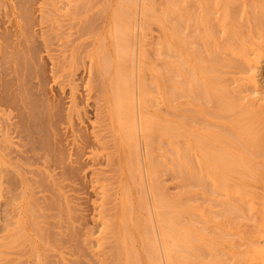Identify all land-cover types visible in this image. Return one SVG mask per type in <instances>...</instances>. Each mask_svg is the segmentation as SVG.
<instances>
[{
	"label": "bare ground",
	"instance_id": "1",
	"mask_svg": "<svg viewBox=\"0 0 264 264\" xmlns=\"http://www.w3.org/2000/svg\"><path fill=\"white\" fill-rule=\"evenodd\" d=\"M90 1L92 6H79L80 0H0V202L11 204L9 221L0 228V264H227L224 246L236 247L227 239L232 230L222 237L228 221H217L225 204L211 212L214 217L203 212L202 227L195 228L181 223L191 194L176 192L179 198L172 201L167 190L206 181L214 202L231 204L236 217L244 218L248 208L255 212L248 216L264 217L255 200V192L264 191V103L257 113L254 106L263 99L252 105L243 95L259 93L251 72L263 57L264 0H255L259 5L252 9L220 1L216 70L203 67L202 20L209 18L202 6L199 16L196 6L162 11L169 21L159 16L163 43L155 58L159 68L152 69L155 101L145 85L149 59L143 46L148 21L155 19L154 0H124L121 9L118 0ZM117 49L130 63L128 87L126 78L121 81L125 73L117 74ZM85 54L95 59L94 71L84 65ZM84 73L93 96L81 93ZM206 96L213 103L209 115L201 106ZM153 150L172 157L163 158L165 166L163 160L155 166L154 158L153 166L146 157ZM155 167L167 170L166 183L180 182L158 188ZM260 223L255 241L262 244ZM235 257L232 264L243 263Z\"/></svg>",
	"mask_w": 264,
	"mask_h": 264
},
{
	"label": "rangeland",
	"instance_id": "2",
	"mask_svg": "<svg viewBox=\"0 0 264 264\" xmlns=\"http://www.w3.org/2000/svg\"><path fill=\"white\" fill-rule=\"evenodd\" d=\"M84 1V3H82L81 2V0H80V3H79V6H83V5H86V6H92V3H91V1L90 0H83ZM173 0H154L153 2H155V3H153V5L152 6H154L155 8H156V11L158 12V13H160V15H158V13L155 11V10H153L152 12H154V15H155V19H151V21L149 20L148 22V24H147V30L145 31L146 33H147V36H146V34H145V38H144V41H143V46L145 47V53H144V55H145V57L147 58V59H149L148 61H149V64H148V62H147V69H146V71L144 72V74H145V85H146V87L148 88V90H147V92H148V94L150 95V99L152 100V101H155V98H156V88H155V82L153 81V75H154V71H155V69L156 70H158V66L155 68V64H156V62H155V58H156V55L158 54V49H159V47H160V43H163V38H162V36H163V32H162V30H163V28H161V27H163L162 26V24L160 23V21H159V19H160V17L159 16H161V14H162V16H164L163 18L164 19H166L168 16L167 15H165V12H169V9H171V7L172 6H196L195 7V13H194V10H193V13L194 14H196L197 12V14H198V16H199V14H202L203 13V10L202 9H204V13L202 14V15H204L205 14V17L207 16L209 19H207V18H205V20L203 19L204 18V16H202L201 15V17H202V19L201 18H198L197 19V17H196V20H202L203 21V23L206 25H204L203 26V28H204V30L202 31V42H201V46H200V48H201V50H202V56H203V59L206 61V62H204L203 63V67L205 68V66H208V67H210V65H211V67H213V69L214 70H216V67H217V64H216V58H217V56H216V53H217V48H216V46H215V44H213V40L214 39H219L220 37V35H223L222 33H220L221 31H220V13H218L217 12V8L219 9V8H221V6H223L222 4H220V1L221 0H186V1H184V2H182V0H181V2H180V0H179V2H178V0H174L173 2H172ZM189 1V2H188ZM199 1V2H198ZM234 1V0H233ZM254 1V2H253ZM258 1V0H257ZM257 1H256V3H257ZM123 2H124V0H118V2H117V4L119 5V7H120V9L123 7V6H127V2H124V4L125 5H123ZM205 3V4H203V3ZM222 2H225V6H227V4H228V2L227 1H222ZM227 2V3H226ZM81 3H82V5H81ZM86 3V4H85ZM253 3L256 5V3H255V0H235L234 1V3L232 4L233 6H250V8L252 7V6H255V5H253ZM173 4V5H172ZM122 7H121V6ZM202 6V9L200 8V9H198L199 8V6ZM257 5H259V2L257 3ZM164 6V7H163ZM166 6H169V8L167 9L166 8ZM197 6H198V8H197ZM206 6V7H205ZM204 7V8H203ZM154 8V9H155ZM164 8V9H163ZM250 8H248V9H250ZM206 9V10H205ZM252 9V8H251ZM200 10H202V12H200ZM162 11H165L164 13H162ZM197 11V12H196ZM207 13H206V12ZM250 11V10H249ZM156 12V13H155ZM241 13V12H240ZM158 16H157V15ZM168 14V13H167ZM157 16V17H156ZM75 18V17H74ZM78 18V17H77ZM76 18V19H77ZM158 18V19H157ZM79 19H80V17H79ZM79 19H77V20H75L74 19V22L75 21H78ZM158 21H157V20ZM152 20H154L155 22H153ZM80 21V20H79ZM78 21V22H79ZM159 22V23H157V22ZM167 21H169V17L167 18ZM166 21V22H167ZM205 21V22H204ZM207 21H208V23H207ZM192 23H193V21H192ZM161 25V26H160ZM207 25H209V26H207ZM205 27H206V30H205ZM162 30H161V29ZM208 29H209V31L210 30H212V31H208ZM159 31H161V33L162 34H160L159 33ZM205 31H206V33H205ZM209 32V33H208ZM207 33H208V35H207ZM255 33L256 34H258V32H256L255 31ZM210 34H211V37H210ZM160 35H162V36H160ZM160 36V37H159ZM256 36V35H255ZM86 38V37H85ZM203 38H206V39H203ZM87 39H89V40H87ZM248 39H252V38H248ZM255 39V38H254ZM86 40L87 41H90V38H88V35H87V38H86ZM147 40V41H146ZM160 40V41H159ZM162 40V41H161ZM262 40H264V39H262ZM85 41V40H84ZM87 41H85L86 43H88ZM204 41V42H203ZM206 41V42H205ZM212 43H211V42ZM77 43H79V41H77L76 43H75V45H77ZM80 43H82V41H80ZM145 43V44H144ZM207 44V45H206ZM75 45H74V48L76 49V47H78V46H76L75 47ZM207 46H208V48H207ZM264 47V46H263ZM262 47V54L261 55H263V57L260 55H258V57H262L261 59L260 58H258L257 56H256V58H258V63L260 64V65H258L257 63L254 65V72H253V70H252V72H251V74H253L252 76H255L256 75V79H255V77H254V81H257V82H260V83H258L257 84V91L259 92V93H252L253 91L252 90H250L249 92L247 91V92H244V94L243 95H246V102H250L249 104H255V102L254 101H257L258 99H263V100H261V101H259L254 107L256 108L255 110H256V112L257 113H259L258 111L260 110L259 109V106L261 105V104H263L264 103V95H263V93H264V48ZM156 48H157V50H156ZM144 49V48H143ZM119 49H117V52L119 53V51H121L122 53L121 54H119V56L122 58H120L119 60H118V67H117V74L119 75H121V72H122V75H124V73H125V75H124V77H121V81L124 79V78H126L125 80H123L124 82H122V83H124V87L126 86L125 85V81L128 83V79H127V75L126 74H128V72L131 70L130 69V66H129V68H128V64H130L129 63V60L127 59V57H126V54H125V52H124V49H120L119 51H118ZM208 50V51H207ZM88 52V51H87ZM116 52V53H117ZM156 52V53H155ZM209 52V53H208ZM78 53V52H77ZM117 53V54H118ZM92 54V53H91ZM90 53L88 54V56H92ZM116 54V55H117ZM86 55V57H84V62H85V58H86V63L84 64V65H87V67L86 68H88L89 70H92V71H94V69H96L95 68V66L93 65V64H96V62L95 63H93L94 61H95V59L94 58H92V57H94V56H92V57H89V61L87 60L88 59V56H87V54H85ZM84 55V56H85ZM115 55V56H116ZM256 55V54H255ZM210 56V57H209ZM254 56V55H253ZM116 57H118V56H116ZM255 58V57H254ZM255 58V59H256ZM82 59H83V57H82ZM114 59V58H113ZM116 59H114V61H116ZM151 59V60H150ZM154 59V60H153ZM210 59V60H209ZM121 60V61H120ZM153 60V61H152ZM113 61V62H114ZM89 62V63H88ZM93 63V64H91V63ZM117 62V61H116ZM122 62L124 63V64H122ZM153 62V63H152ZM263 62V63H262ZM150 63H152V64H150ZM208 64V65H206V64ZM91 64V65H90ZM205 64V65H204ZM116 65V64H115ZM114 64H113V66H115ZM122 66H123V68H122ZM93 67V68H92ZM116 67V66H115ZM115 67H113V68H115ZM112 68V71L113 70H115V69H113ZM130 69V70H129ZM152 69H154V71H152ZM206 70H207V67L205 68ZM258 69H259V71H258ZM89 70H87V72L89 71ZM123 70V71H122ZM125 70V71H124ZM210 70V69H209ZM92 71L90 72V73H92ZM114 72V71H113ZM112 72V73H113ZM116 72V71H115ZM215 72V71H214ZM257 72V73H256ZM89 72H88V74H90ZM135 73H136V70H135ZM129 74H130V72H129ZM249 74V73H248ZM248 74L246 75V76H248ZM84 75L86 76L87 74H85L84 73ZM119 75V76H120ZM251 76V77H252ZM129 78V77H128ZM85 79L87 80V79H89V76L87 75V77H85ZM88 81V80H87ZM87 81H83L82 83H81V93H84V96L86 97V92L85 91H87V94H89V95H87V96H93L94 94L93 93H95V90H92V89H95V87H94V85H93V82H92V85H91V81L89 82L88 81V84H89V86L88 85H86V83H87ZM86 82V83H85ZM241 82H243L244 84H246V83H248L247 81L246 82H244V81H241ZM256 82V83H257ZM85 83V84H84ZM126 83V84H127ZM207 83L208 82H205V85H207ZM239 83H240V81H239ZM84 84V85H83ZM235 84H238V83H235ZM82 85H83V87H82ZM259 85V86H258ZM262 85V86H261ZM92 86V87H91ZM234 86V85H233ZM232 86V87H233ZM236 86V85H235ZM126 87H128V85L126 86ZM206 88H207V86H205ZM259 87V88H258ZM85 88V89H84ZM204 89V93H206L207 94V89H205V88H203ZM259 94V95H258ZM82 96H83V94H82ZM248 97V98H247ZM211 96H210V98L208 99L207 98V96H206V101L205 102H203L202 103V107H203V109H204V114L205 115H209L208 114V112L209 111H211L212 110V105H213V103H212V101H211ZM261 103V104H260ZM257 106V107H256ZM253 107V108H254ZM254 110V109H253ZM254 110V111H255ZM154 139V138H153ZM154 140H157V139H154ZM154 143V142H153ZM155 145H152V146H157L156 148H157V150H158V146L160 145V142H158V141H155V143H154ZM142 153H143V155H145V152H147V151H145V146L143 145V141H142ZM151 149L153 148L154 149V147H150ZM149 149V148H148ZM154 151V150H153ZM152 152V151H151ZM156 151H154L153 152V157L151 156V155H149V156H147L146 155V157H148L147 158V160L148 161H151L152 162V165H153V159H154V164H155V166H157L158 164H156V163H159V165L161 164V161H162V163H163V165H164V162H165V160L163 159V158H166V157H172L171 155H169V154H165V156L163 157V155L162 154H160V152L158 151V152H156L157 154L159 153V155L160 156H158V155H156V154H154ZM147 154V153H146ZM167 155V156H166ZM154 156H157V158L156 157H154ZM150 158V159H149ZM167 159V158H166ZM161 160V161H160ZM156 161V162H155ZM160 161V162H159ZM151 162H149V165H150V163ZM175 162V161H174ZM173 162V163H174ZM169 163V162H168ZM158 165V166H159ZM162 165V164H161ZM154 166V165H153ZM165 166V165H164ZM150 168H152V166H150ZM155 168H157V167H155ZM164 168H166V167H164ZM150 170V169H149ZM152 170V172H153V170L154 169H151ZM150 170V171H151ZM158 170V168L156 169V171ZM164 170H166V169H164ZM163 170V168H161V167H159V172L157 171V172H155L154 171V173H155V176H157V174H158V176H160L161 177V181L159 180L160 179V177H158L159 179H158V181L159 182H161V183H159L158 181V183H156V184H162L161 185V187L160 186H158V188H164L163 190H165V189H167L168 187H172V186H174L175 184H177L178 183V181L179 180H175L176 182H174V183H171L172 181H169V182H167L166 183V180L167 179H169V176H168V178H165V177H167V173H165V172H167V170L166 171H164ZM195 171V170H194ZM193 171V172H194ZM151 172V173H152ZM157 173V174H156ZM160 173V174H159ZM154 175V174H153ZM157 179V178H156ZM145 184H146V193H147V196H148V198H149V200H150V202H152V197H150V195H151V193H150V191H149V181H147L146 179H145ZM180 182V181H179ZM166 183V184H165ZM203 183H205L206 185L205 186H202L201 184L199 185V184H197V186L196 185H194L192 188H184L183 190L182 189H176V191L175 192H173L174 190H167V194L168 193H170L169 195L171 196H169V199L171 198L172 199V201L174 200H176V199H178L179 197L177 196V194H185L186 192L187 193H189V194H191L190 196H191V198H190V196L188 197V199H189V205H188V203L186 204L187 206H186V209H185V207L183 208V211H184V213L185 214H187L188 215V217H186L185 219H187V220H185V222L187 223H185L184 221L183 222H181V223H183V224H185V225H188V223L192 226V227H195V228H199V227H202V225L200 224L201 223V221H204V220H202V217H201V215L203 216V212H204V215L206 214L207 216H210V214H211V217H214L215 215L214 214H212L211 212L212 211H214V212H216V211H218L219 212V210H222V209H220V207L221 208H223L224 207V204H225V207L226 208H224L223 209V211L225 212H223V216H221L220 215V213H221V211H220V213H219V215H220V217L221 218H218V220L217 221H219V220H221L222 222H224V221H228V222H224V227H223V235H222V237L223 236H226L225 235V233H227V236H226V238L228 237V232L230 231V230H232V234H231V232L229 233V235L231 234V235H234V231L236 230V235H234L233 237L230 235L227 239L229 240V238H230V240H232L233 242V244H235L234 246L236 247V249L235 248H233L234 250H232V245H227L226 244V246H224L225 247V249L223 250V253H222V255H223V261L224 262H227V264H229V263H231L232 264V261H233V259L231 258V257H235V259L236 260H238V262L240 261L241 263H242V261H243V263L244 264H263V260H264V238H262L261 240H262V244H259V241H255V239L256 238H258L259 236H261L262 234L259 232L260 231V222L263 220L264 221V217H262L261 216V219H258L256 216V218L255 217H252L251 215H252V212L253 213H255L253 210L252 211H250V208H248V207H250L251 205H250V203H248L247 201H245L246 203H247V207H246V209L248 210L247 211V215H245V216H248L249 214L248 213H251V217H252V219H246L245 218V216H244V218L242 217V218H238V217H236L232 212H233V210H234V208L233 207H230L231 206V204H228V205H226V203H218V202H214V199L216 198V196H213V195H211V189H210V187H208L207 186V184H208V182H206V181H203ZM163 184L164 185H166L165 187L163 186ZM170 185V186H169ZM210 186V185H209ZM148 190V191H147ZM205 190H206V192H205ZM208 190V191H207ZM210 190V191H209ZM162 191V190H161ZM183 191V192H182ZM166 192V191H165ZM164 192V193H165ZM176 192H179V193H176ZM208 192H210L209 194H208ZM150 195H149V194ZM159 193H160V191H159ZM164 193L162 194V192L160 193V195L162 194V196L164 195ZM207 193V194H206ZM256 193V197L258 196V198L257 199H255V200H257L259 203H257V201H255V203H257V206H264V205H262V202H261V200H263V198H264V191H257V192H255ZM166 194V193H165ZM203 194H204V196L206 197V198H204V196H203ZM212 196V197H211ZM261 196V197H260ZM195 197V198H194ZM203 197V198H202ZM167 198H168V196H167ZM212 198H213V200H212ZM204 199V200H203ZM220 199H224V198H220ZM220 199H219V201H220ZM217 200V199H216ZM241 201H243V199H240ZM249 200V199H248ZM7 201V200H6ZM190 201H194V202H190ZM196 201V202H195ZM208 201H212V202H214V203H212V202H208ZM239 201V200H238ZM250 201V200H249ZM260 202H261V204H260ZM6 203L7 202H5V200H4V202L2 201V202H0V218H2V219H0V228L2 227L3 228V226L5 227L6 226V224H7V222L9 221V211L11 210V204H9L10 206H8V204L6 205ZM216 203V204H215ZM232 203V202H231ZM242 203H243V205H245L244 204V202H235V203H232V206H234L235 204L238 206V205H240L241 204V206H242ZM220 204H223V207L220 205ZM249 204V205H248ZM259 204V205H258ZM263 204H264V202H263ZM208 205H210L209 207H208ZM189 206H190V209H189ZM220 206V207H219ZM227 206H229L230 208L228 209V207ZM192 207V208H191ZM215 207H216V209H217V207L219 208L218 210H215ZM240 207V206H239ZM202 208H204L203 210H202ZM210 208V209H209ZM233 208V209H232ZM194 209V210H193ZM200 209V210H199ZM241 209H243V207L241 208ZM245 209V208H244ZM197 210V212H195ZM210 212H209V211ZM227 210H229V211H227ZM230 210L232 211V212H230ZM194 211V212H193ZM245 211V210H244ZM264 211V209H262L260 212H263ZM210 213V214H209ZM227 213V214H226ZM230 213V214H229ZM232 213V214H231ZM264 213V212H263ZM226 214V215H225ZM176 215V214H175ZM186 215V216H187ZM190 215V216H189ZM230 215V216H229ZM8 216V217H7ZM196 216H197V218H196ZM228 218H227V217ZM235 216V218L233 219V217ZM250 216H248V217H250ZM264 216V215H263ZM5 217V218H4ZM195 217V218H194ZM190 218V219H189ZM194 218V219H193ZM204 218V217H203ZM227 219V220H225V219ZM238 220H237V219ZM260 218V217H259ZM7 219V220H6ZM154 219V221H155V218H153ZM193 219V220H192ZM205 219V218H204ZM224 219V220H223ZM229 219H231V220H229ZM246 221H245V220ZM184 220V219H183ZM215 220V219H214ZM215 220V221H216ZM234 220H236L235 222L236 223H234ZM241 220V221H240ZM3 221V222H2ZM5 221V222H4ZM190 221V222H189ZM198 223V224H196V223ZM200 222V223H199ZM154 223H156V222H154ZM179 223V222H178ZM178 223L176 222V224L178 225ZM181 223H179V225H178V228H182V226H184V225H182L181 226ZM221 223V222H220ZM230 223V224H229ZM233 223L234 224H236V225H234V226H232L233 225ZM193 224H195L194 226H193ZM227 224H229L228 226H227ZM177 225L176 226H174L175 228H177ZM198 225V226H197ZM232 226V228H231V226ZM154 226H156L155 227V230H156V233H158V227H157V224L155 225L154 224ZM181 226V227H180ZM190 226V227H191ZM225 226H227L226 227V231H225ZM185 227H189V226H184V228ZM1 228V229H2ZM0 229V230H1ZM234 230V231H233ZM225 231V232H224ZM251 233H253V235L255 234V236L252 238L251 237ZM257 234H260V235H257ZM0 236H1V232H0ZM157 236H158V234H157ZM176 237V236H175ZM178 237V236H177ZM159 240H158V243L160 242V238H159V236L157 237ZM225 238V237H224ZM225 238V239H226ZM252 238V239H251ZM180 238L178 237V242L180 241L179 240ZM224 240V242H229L228 240ZM257 243V244H256ZM195 244H200V242H196ZM231 246V247H230ZM159 247H161V244H159ZM174 247V246H173ZM177 248V247H176ZM175 249V248H174ZM227 249H228V251H227ZM226 250V251H225ZM229 250H232V252H233V254L235 255V256H233L232 255V252L230 251V255H229ZM228 252V253H227ZM227 254V256H226V254ZM162 254V253H161ZM239 256H241L242 258H240ZM230 257V258H229ZM243 259V260H239V259ZM223 262V263H224ZM242 263V264H243ZM240 264V263H239Z\"/></svg>",
	"mask_w": 264,
	"mask_h": 264
}]
</instances>
